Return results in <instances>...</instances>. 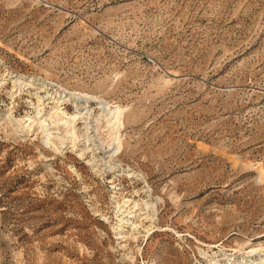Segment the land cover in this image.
I'll return each instance as SVG.
<instances>
[{"label": "rangeland", "instance_id": "obj_1", "mask_svg": "<svg viewBox=\"0 0 264 264\" xmlns=\"http://www.w3.org/2000/svg\"><path fill=\"white\" fill-rule=\"evenodd\" d=\"M64 90L124 109L115 173L10 123ZM147 199L150 234L134 207ZM252 248L264 258V0H0V264H214Z\"/></svg>", "mask_w": 264, "mask_h": 264}, {"label": "bare ground", "instance_id": "obj_2", "mask_svg": "<svg viewBox=\"0 0 264 264\" xmlns=\"http://www.w3.org/2000/svg\"><path fill=\"white\" fill-rule=\"evenodd\" d=\"M17 82L19 84L25 83L22 79H18ZM59 96V99L53 100L55 102L50 107H47L40 98L37 105L33 103V113L24 117L17 118L9 113L8 119L10 123H13L14 127L16 126V132L22 134L34 132L36 137H39L47 148L58 154H63L65 148H70L77 154L78 158L84 160L86 165L99 175H104L106 172L115 173L118 168L116 157L119 156L123 148L120 130L123 128L124 109L120 106L102 105L101 108L99 107L100 112L96 114L95 110L90 106L91 102L97 100L96 96L65 90L60 92ZM71 102L74 103L76 110L68 114L63 106ZM103 123H106L105 126L107 125L110 131L108 140L103 139L100 132L101 128H103ZM79 124H83V126L79 127ZM101 153L103 156L98 158L97 155ZM44 157L46 158V156ZM145 193H148V197L151 198L150 190H146ZM158 201L153 202L147 199L143 200L142 203L135 202V208L141 205L144 206L145 212L140 213L141 215L146 214L145 219L150 222L147 227H143L149 234L155 228ZM117 212L122 215H117L118 223L116 227H118L119 235L122 236L120 237L126 238V235H124L126 232L125 227L130 225L132 232L129 238L137 241L141 233L140 228L143 225L126 219L127 215L123 216L124 212L121 211L120 205L117 206ZM200 250L202 255L207 256V251ZM220 252L221 254H214L215 256H221L215 261L213 260L214 264H264V258H253L259 253L257 248L246 251V255L242 259H237L235 254H228L223 249Z\"/></svg>", "mask_w": 264, "mask_h": 264}]
</instances>
